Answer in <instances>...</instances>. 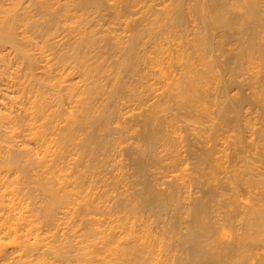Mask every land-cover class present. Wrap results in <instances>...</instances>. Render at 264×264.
<instances>
[{
  "label": "bare ground",
  "instance_id": "obj_1",
  "mask_svg": "<svg viewBox=\"0 0 264 264\" xmlns=\"http://www.w3.org/2000/svg\"><path fill=\"white\" fill-rule=\"evenodd\" d=\"M103 1L11 0L7 5L0 4V264H203L202 259L207 255L214 259L226 256L228 264H264V170L260 173L261 168H258L264 160L257 158L264 154H255L258 148H264V126H259L264 120L251 123L249 120L254 114L252 118L247 115L248 120L243 118L246 123L243 127L252 134L250 145L256 151H252L255 155L250 154L257 155L255 159L251 155V160L241 148L246 142L240 141L236 132L230 135L229 131L224 136L216 130L214 134L210 124L206 123V127L204 122L200 124L198 119H203L198 115L207 113L208 104L205 103L210 96V101L215 102L212 99L215 94L217 96L216 79L219 76L208 58L210 53H206L208 44L204 38L208 36L201 35L207 24L203 31L204 26L193 23V19L209 22L214 13L212 20L216 24L226 28L232 24L237 36L240 35L237 40L243 45L241 53L237 52L244 57V61L236 57L239 63H234L238 64L237 68L250 73V79L246 76L248 80L253 79L252 84L249 81L252 85L250 100L253 97L255 103L264 104V0H234L235 3L233 0H139L144 4L137 0ZM132 14L135 18L130 17ZM231 15L243 19L231 21ZM186 17L192 21V27L188 24L191 33L186 28ZM140 24L144 33L148 32V38H143L145 41L141 26L138 28ZM120 25L125 28L120 29ZM245 34L248 37H244ZM240 63L245 64V68ZM234 79L237 80L235 76ZM212 82L217 83L216 87ZM210 85L216 88L214 92ZM208 90L213 95L209 96ZM218 94V97L224 96ZM233 94L234 101L240 98L239 94L236 96L237 92ZM224 98L230 100L228 97L220 98L221 103L218 98L215 100L222 104L223 100L227 101ZM177 112L178 120L182 121V116L186 120H183L187 123L185 129L190 132L187 135L207 144L196 148H203L201 154L198 151L197 155L194 150L198 159L191 154L199 162L193 166L198 167L197 172L205 176L207 184L210 179L217 178L214 176L216 171L212 170L224 167L222 160L227 163L229 156L234 159H231L234 162L233 167L230 166L232 169L228 168L229 174L226 163L221 173L223 178L227 175L229 182H225L230 184V193L217 190L218 185L216 189L211 188L214 191L211 192L222 198L229 194L232 199L237 197L240 201L235 203L239 205L238 210L240 204L245 210L239 212V217H234L227 210L225 212L230 215L213 208L224 215L217 217L223 222L217 224L221 226V232H218L219 228L214 229V235L208 231L217 225L206 228V221L214 216L210 214L208 220L200 221L209 206L206 200L204 202V196L195 200L197 203L192 212V207L186 209L196 216L201 215H194L200 218V223L192 219L198 223L196 227L190 220L191 225L185 224L188 221L184 219L186 232H182L183 227L178 228L181 232L171 229L173 222L166 230L164 221L165 229L157 230L161 228L157 219L161 220L162 216L156 217L158 213L157 219L152 217L161 209L175 210V213L171 212L175 215L176 208L182 207L177 204L179 199L190 196H187L190 157L184 154L187 153L182 144L184 134L180 132L177 115L173 116ZM212 120H208L209 123ZM202 124L206 128L205 134L200 131ZM257 131L260 137L255 135L253 138ZM133 135L137 136V142L132 141ZM149 138L155 139L154 142ZM245 141L249 143V139ZM153 143L158 151L155 156L151 150L154 159L149 156L152 159L149 160L144 152L149 146L153 147ZM128 149L138 154V159L133 155L132 161H135V173L144 176L146 185L142 184L143 188L134 187L142 182V178L139 182L137 176L132 180L135 173L126 169L128 165L121 153ZM240 150L245 155H241ZM157 154L158 160L155 159ZM253 159H259L261 165L253 161L252 169L253 165L247 162ZM148 160L150 164L154 160L152 164L159 165L154 167L157 170L154 174ZM145 167L151 171L150 175L156 174L155 177L167 172L164 177L162 175L166 180L162 179L160 183L169 184V188L160 184L164 189L156 190H163V193H154L152 180L147 181L143 174L148 171ZM254 168L260 171L255 172L257 169ZM163 171L165 173L161 174ZM200 179L198 181L203 182ZM240 182L247 186L243 194L258 202L251 201L252 198H245V201L239 198L242 193L236 187L242 188ZM220 207L222 210L224 205ZM180 213L178 210L177 214ZM227 223L228 227L225 226ZM200 224L202 228L206 226L202 229L206 230L205 234L202 232L206 237L204 245L198 242L202 237L199 240L197 237L196 241L197 234H194ZM224 226L230 229L229 232L224 231ZM225 233L230 234L227 235L229 240ZM218 243L220 247H217ZM200 256L201 260L195 259ZM214 259L207 263L214 264ZM221 261L219 264L226 262Z\"/></svg>",
  "mask_w": 264,
  "mask_h": 264
},
{
  "label": "rangeland",
  "instance_id": "obj_2",
  "mask_svg": "<svg viewBox=\"0 0 264 264\" xmlns=\"http://www.w3.org/2000/svg\"><path fill=\"white\" fill-rule=\"evenodd\" d=\"M10 1H11V0H0V4H2V5H7L8 3H10ZM102 1H103V0H102ZM137 1L139 2V0H137ZM238 1H240V0H238ZM103 2H104V1H103ZM141 2H143V1H140L139 4H144V2H143V3H141ZM233 2H234V0H233ZM233 2H232V3H233ZM235 2H237V0H236ZM235 2H234V3H235ZM188 5H190V4H188ZM144 9L146 10V8H144ZM144 9H143V10H144ZM186 9H187V8H186ZM141 10H142V9H140V11H141ZM145 10H144V11H145ZM140 11H138V12L141 13ZM187 11H188V10H187ZM187 11H186V12H187ZM142 12H143V11H142ZM212 12H213V11H212ZM212 12H211V13H212ZM187 13H188V12H187ZM136 14L139 15L137 12H136ZM136 14H135V16H136ZM188 14H189V13H188ZM188 14H186L185 16H188ZM140 15H141V14H140ZM140 15H139V16H140ZM211 15H213V16H212V17L210 16L211 19L209 18V19H210L209 22H208V20H207V22L204 21V23H203V21H200V20L198 19L201 23H203V25H202L197 19H195V20L193 19V23H194V22H195V23L197 22V25H199L198 27H200V25H201V27L204 26V28L202 29L203 31H204V29H205V25L207 24V25H206V29H205L204 32L201 31V29H200L199 31H200V32H203V33L201 34L202 36H203L204 34H205V36H208V37L203 36V37H205L204 39H206V40H204V41H205L208 45L210 44L209 46L206 45V46L208 47V51H206V53H207V52L210 53V54L208 55V56H209L208 58L210 59L212 66L215 65V66L213 67V68L215 69L214 72H217L216 74H217V76H219L218 78H217V76H215L214 79H213L214 82H215V78H217V79H216V82H217V80H218V84L216 83V84L218 85L217 96H216V94H215L214 96H216V98L213 96V99H212V100L215 101V102L210 101L211 98H212L210 95H213L212 93L216 90V88H213L216 84H215L214 82H212L211 84L214 83V84H213L214 86H211V85H210V86H211V89L213 88L214 90L212 89L211 91H213V92H211V93H210V91L208 90V92H209L208 95L210 94V95H209V96H210V98H209L210 100L208 99L209 101H207V100H206L207 97L204 99L205 101H207L205 104H208V105H206V106H208L209 110H208V108H207V113H206V111H205V113L203 112V113H200V114L198 115L199 118L201 117V118L203 119V121H201V119H198V120H200V124L204 122V123H203L204 125H205L206 123L212 125V126L209 125V127H213V133H214V131H215V133H216V130L218 131V132H217L218 134H220V133L222 132V133H221L222 135H224V134L227 135V133H228L229 131H230V133H231L230 135H235V134L237 133L238 135H236V136H237L238 138H240V141L242 140V142H243V141L246 142V143H244V144L242 143V144H243V145H242L243 147L241 146V148H243V151L246 152V155H245V154L243 153V151H241V150L238 151V152H242L243 154H241V155H245V156H247L249 159H250V157H251V159H252V156L255 155V154H257V155H258V154H260V155L264 154V153L261 152L262 150H264V148H262L261 150L258 148V152L255 153L256 151H255L253 145H250V140H251V138H250L249 136L252 137V134L249 132V130H248V131H246L247 129L245 130L246 127H245V128L243 127V125L246 124V123H245V120H244V122H243V118L246 119V118L248 117L247 115H249L250 118H252L253 116H251V115L254 114L253 119H250V118L248 117V118L250 119L249 121H250L251 123H254L255 120L258 121L259 119L264 120V118H261V117H264V116H262V115H264V113H262V112H264V104L257 103V102L255 103V100L252 101V98H253V97H251V100H250V97H249V95L251 96V93H250V92H251V88H250V87H252V85L249 84V81H250V80H248L249 77L251 78V76L248 75V74H250V73L248 72V74H247V70H246V69H245L246 72H244V71H243L241 68H239V67H238V68H239V69H238V68L236 67V65L238 66V64L234 63V62H236V61H237V63H239V60H240V59L243 60L242 58H244V57H241L242 55H240V53H241V49L243 48V45L241 44V42H240L239 40H237V38H239L238 36H240V35L237 36L238 33H236V32L234 31L235 28L232 26V24H230V26H228L227 28H226V26H223V27L220 26L219 23L216 24V21L212 20L213 17L215 16L214 13L211 14ZM131 16H133V18H135V17H134V14L130 15V17H131ZM231 16L233 17V19H232V17H231V21H234V22H236V21L238 22V21L242 18L241 16H239V17H238V16L235 17V16H233V15H231ZM137 17H138V16H137ZM237 18H238V20H237ZM239 18H240V19H239ZM185 19L187 20L188 17H186ZM190 19H191V18H190ZM235 19H236V21H235ZM242 19H243V18H242ZM242 19H241V20H242ZM188 20H189V19H188ZM188 20L185 22V24H187V25H186V26H187L186 28H187V30H189L190 33H191V32H192V28H191V27H192V23H191L192 21L189 20V23H188ZM191 20H192V19H191ZM211 20L214 21L215 24H214ZM241 20H240V21H241ZM195 23H194V24H195ZM198 23H199V24H198ZM208 23H209V25H208ZM142 24H143V23H142ZM142 24H140V25L138 26V28L141 26L140 28H142L141 30H142L143 33H144L145 30H143L144 27H142V26H143ZM188 24H190L191 27H189ZM218 24H219V25H218ZM216 25H217V26H216ZM121 26H122V27H121ZM218 26H220V27H218ZM246 26H247V24H246ZM120 27H121V28H120ZM120 27H119L120 29H124V28H125L124 25H120ZM123 27H124V28H123ZM140 28H139V29H140ZM221 28H222V29H221ZM209 30H210V31H209ZM142 31H141V32H142ZM189 31H188V32H189ZM120 32H121V30H119L118 33H120ZM141 32H140V33H141ZM235 33H236V34H235ZM146 34H148V32H145V33H144V35L142 36V39L145 38V37H146V39L148 38ZM141 35H142V34H141ZM234 36H235V37H234ZM245 36L248 37V35H246V34L244 35V37H245ZM189 37H191V35H189ZM140 38H141V37H140ZM207 38H208V39H207ZM146 39H143V41H145ZM220 40H222L221 45H223V46L220 45V42H221ZM234 40H236V41H234ZM218 42H219V43H218ZM238 44H239V45H242V46L240 47ZM248 44H249V43H246V45H248ZM212 45H213V46H212ZM219 45H220V47H219ZM224 46H225V48H223ZM236 47H238V48H240V49H237ZM222 49H223L224 51H223ZM236 49H237V50H236ZM209 50H210V52H209ZM217 50H219V52H218ZM221 50H222V51H221ZM233 50H234V51H233ZM239 50H240V51H239ZM254 50H255V49H254ZM254 50H253V51H254ZM256 50H257V48H256ZM256 50H255L254 52H256ZM237 51L240 52V53L238 54ZM224 52H225V54H224ZM208 53H207V54H208ZM218 53H219L220 55H219ZM234 53H235V54H234ZM236 53H237V54H236ZM221 54H222V55H221ZM242 54H243V52H242ZM218 55H219V56H218ZM223 55H224V56H223ZM234 55H235V56H234ZM238 55H239L240 57H239ZM225 57H226V58H225ZM236 57H238L239 60H238ZM223 58H225V59L223 60ZM211 59H212V60H211ZM221 59H222V61H221ZM232 60H233V61H232ZM212 61H213V63H212ZM225 61H226V62H225ZM243 61H244V60H243ZM243 61H242V63H243ZM227 62H228V63H227ZM223 63H224V65H223ZM225 63H226V64H225ZM229 63H231V64H233V65H230ZM242 63H240V64H242ZM213 64H214V65H213ZM228 64H229V66H231V67L227 66ZM234 64H235V65H234ZM240 64H239V65H240ZM219 65H220V66H219ZM222 66H224V67L222 68ZM232 66L235 67V68H233ZM240 66H241V65H240ZM242 66H244V67H242ZM242 66H241L242 68H245V64H242ZM236 68H237V70H236ZM226 69H227V70H226ZM241 70H242V71H241ZM227 71H228V72H227ZM235 71H236V72H235ZM230 72H231V74H229ZM240 72L242 73V75H241ZM243 72H244V74H243ZM216 74H215V75H216ZM228 74H229L230 76H229ZM238 74H239V75H238ZM220 75H221V76H220ZM244 75H245V76H244ZM247 75H248V78L246 77ZM228 76H229V77H228ZM234 76L236 77L237 80L234 79ZM244 77H245V78H244ZM134 78H137V76H135ZM221 78H222V79H221ZM225 78H226V79H225ZM243 78H244V79H243ZM250 78H249V79H250ZM227 79H228V80L231 79V81H232V79H233L234 81H233V83H232L231 81H227ZM238 79H239V80H238ZM240 79H242V80H240ZM245 79H246V80H245ZM225 80H226L227 82H226ZM243 80H244V81H247V82H246L247 84L245 83L246 85H244V83H243L244 81H243ZM252 80H253V79H251V81H252ZM239 81H241V82H239ZM242 81H243V82H242ZM251 81H250V82H251ZM252 82H253V81H252ZM252 82H251V84H252ZM242 83H243V84H242ZM239 85H240V86H239ZM222 86H223V87H222ZM215 87H216V86H215ZM219 87H220V88H219ZM224 87H225V89H224ZM226 87H227V88H226ZM209 89H210V87H209ZM221 89H222V91H221ZM227 90H228V91H227ZM219 91H220V92H219ZM223 91H224V92H223ZM228 92H229V93H228ZM236 92H237V95H236V96L238 97V94H239L240 98L238 97V98H237L238 100H235V101H234V99H236V97H234V94H233V93H236ZM218 93H220L221 96H222V94H223L224 96H222V97H218V96H220ZM225 93H226L228 96H227ZM232 94H233V97H232L233 100H231L232 98H229L230 96H232ZM209 96H208V97H209ZM242 96H243V98L241 99ZM223 97H228V99H230V100H227L226 98H224V99L227 100L228 102H227V101L224 102V100H223V101H222V104H217L218 102H216V101L219 99L218 101L221 103L220 98H223ZM247 97H248V98H247ZM217 98H218V99H217ZM215 99H217V100H215ZM239 99H240V101H239ZM226 102H227V103H226ZM232 102H233V103H232ZM235 102H236V104H235ZM223 103H225V104H223ZM239 104H240V105H239ZM218 105H219V106H218ZM233 105H235V106H233ZM237 105H238L239 107H238ZM225 106H226V107L229 106V107H228L229 109L226 108ZM230 106H231V107H230ZM236 106L238 107L237 109H236ZM241 106H242V107H241ZM219 108H220V109H219ZM221 108H223V109L221 110ZM224 109H225V110H224ZM230 109H232V110H230ZM239 109H240V110H239ZM210 110H211V111H210ZM219 110L221 111V113H220ZM236 110H237V111H236ZM238 110H239V111H238ZM216 111L218 112V114H217ZM230 111H232V112H230ZM240 111H241V112H240ZM242 111H243V112H242ZM248 111H250V112H249L250 114L248 113ZM244 112H245V113H244ZM246 112H247L248 114H246ZM256 112H258V113H256ZM171 113H172V112H171ZM233 113H234V114H233ZM238 113H239V114H238ZM173 114H174V113H173ZM256 114H258L257 116H259V115H261V114H262V115H261V117L259 116L260 118H258V117L256 116ZM169 115H170V113H169ZM171 115H172V114H171ZM176 115H177V117H175ZM178 115H179V114H178V112H177V113H175L173 116H174L175 118H177V120H178V119H179V116H178ZM211 115H212V117H211ZM234 115H235V116H234ZM243 115H244V116H243ZM206 116H207V117H206ZM226 116H227V117H226ZM232 116H233V117H232ZM245 116H246V117H245ZM182 117H183V116H182ZM182 117L180 118L182 121L178 120V121H179L178 124H179V125L181 124L180 132L182 131L181 134H184V135H182V137H183V143H182V144H184V147H183V148H186V150H187V153L185 152L184 154H186V156L188 155V156L190 157V158L188 159V162L190 163V164H189V167H190V169H191V172L189 171V173L191 174V176H190V178H189V179H190V180H189L190 182H188V184H190L191 181H192V184H190V185L187 184V186H188V189H187L188 194H187V196H188V195H190V196H188L189 199H188V197H186L187 199H186V198L183 199V197L180 196V197H182V200H181V198H180V199H179V202H178L177 204H178L179 206H182L183 208H184V206H186V208L183 209L182 207H179V206L177 205V207H179V208H176V212L178 213V210H179V213L181 212V213H180L181 215H180V214L178 215L177 213H176L175 215L172 214L171 212L173 211V213H175V210H171V209H170L171 212H168V211H169L168 209H166V210H165V209H164V210L161 209L162 212H161V211H160V212L158 211L157 213H156V212H155L154 214L152 213V214H153L152 217H153V216L155 217V215H157L158 213H159V214L162 213V214H160V215L158 214L156 217H160V216H162V217H161V220L164 219V220H162V221H161V220L158 221V219L155 217V218L157 219V222H156V223L159 222V225L161 226V228H159V229L157 228V230H160V229H162V228L165 229V224H164V222L166 223V230H167V229H169L168 227L171 228V226H169L170 222H171V223L173 222V223L170 224V225H173V224H174L175 226L173 225V226H172L173 228H171V229H173V230L176 229V231H177V230L179 231V229L181 230L180 227H183L182 232H183V231L186 232L184 226H185V224H187V225H188V224L191 225L190 221L192 222V225H194V226L196 227V226H198V225H197L198 223H195L196 221L200 223L201 220H202V221H206V220H208L211 216H212V217H213V216L215 217V216L218 214V216H216L215 218L213 217V218H210L209 221H206V222H207V225H206L207 227H206L205 225H203V228H204V229L208 228V226H209V227H210V226L215 227L218 223L220 224V223L223 222V221H221L222 219H221V220L217 219V217H219V215H222L221 213H219L220 211H222V212L224 211V212H225V211L227 210V211H229L228 213H230L231 216H234V217H235V216H236V217L238 216V217H239V215L241 214V213H239V212H242V210H245L244 206H242L243 204H240V207H241V206H242V207H241V208L239 207V210H238V206H239V205H237V204H235V203H240V201L237 199V197L232 199V195L229 194L230 196H229V195H227V197H226V196H223V198H222V196L220 195V197H221V198H220L218 195H214V194L212 193V192H214V191H213L211 188L214 189V187H215V189H216L217 185L219 186V187L217 188V190H221V189H223V190H221V191H225V193H227V192L230 193V190H228V186H229L230 184H228L229 181H228V179H226V178H227V175L225 176L226 178H223L224 174H221V173H223V172H222V169H225V168H224V167H225V163H226L225 161L222 160V162L224 163V164H223L224 167H223L221 170L216 169V168H215V170H214V169L212 170V171H216V172H214V173H215L214 176H216L217 178L215 179V177H214L213 180L210 179V184H207V183H206V181H205L206 179H204V178H205L204 175H203V176H200V175H199V173L197 172L198 169L196 170V168H198V167H197L196 165H195L196 167L193 166V165H194V163H195V164L198 163V165H199V162L196 161V158H197V155H198V154H201V152H203V150L201 151V149H203V148H201V149H196V148H198V147L200 148V147H202L203 145H207V144H202V143H201L196 137H194L193 135H192V136H189V134H190L189 130H188V129H185L187 123L184 122V121H186V120H185L184 117H183V119H182ZM209 117H211V118H209ZM222 117H223V118H222ZM224 117H225V118H224ZM238 117H239V118H238ZM175 118H174V119H175ZM212 118H213V120H214L215 122H213ZM234 118H235V119H234ZM231 119H232V120H231ZM183 120H184V121H183ZM208 120H210V121L212 120L213 123H212V122L209 123ZM230 120H231V121H230ZM246 120H248V119H246ZM253 120H254V122H252ZM261 120L258 121V122L261 123ZM205 121H206V122H205ZM207 121H208V122H207ZM218 121H219V122H218ZM129 122L132 123V124L134 123V121H132V122L129 121ZM225 122H226V123H225ZM258 122H256V123H257L256 126H258V124H259ZM262 122H264V121H262ZM184 123H185V124H184ZM211 123H212V124H211ZM214 123H216V124H214ZM203 124H202V130L200 129V131H201L202 133L206 132V128H205V127L208 126V125L206 124L205 127H204ZM213 124H214V125H213ZM223 124H224V125H223ZM218 125H219V127H218ZM215 126H216V129L214 128ZM244 126H245V125H244ZM259 126H264V123L259 124ZM137 127H139V126H137ZM209 127H207V128H208V129H207L208 131H209ZM217 127H218V128H217ZM221 127H222V129H221ZM186 128H187V127H186ZM223 128H224V129H223ZM243 128H244V130H243ZM214 129H215V130H214ZM227 129H228V131H227ZM204 130H205V131H204ZM223 130H224V131L226 130L227 132L224 133ZM231 130H232V131H231ZM203 131H204V132H203ZM220 131H221V132H220ZM183 132H184V133H183ZM188 132H189V134L187 135ZM232 132H233V133L236 132V133L232 134ZM238 132H241V133H240L241 136H240V134H239ZM257 132H258V131H257ZM166 133H167V132H166ZM207 133L210 134V132H207ZM207 133H206V134H207ZM213 133H211V136H212ZM215 133H214V134H215ZM245 133H246V134H245ZM255 133H256V132H255ZM255 133H253V134H254V135H253V138H255V137L259 138V137H260V132H258V133H256V134H255ZM161 134H163V133H161ZM204 134H205V133H204ZM257 134H259V135H257ZM159 135H160V133H159ZM225 135H224V136H225ZM255 135H256V136H255ZM133 136H134V138H133ZM133 136H132V138H133L132 141L137 142V139H136L137 136H135V135H133ZM157 136H158V135H157ZM254 136H255V137H254ZM258 136H259V137H258ZM190 137H191V138H190ZM244 137H245V140H246V139H249V143H248V144H247V141L244 140ZM151 138H153V136H152ZM151 138H149L150 141H153V142H154L155 139H152V140H151ZM241 138H243V139H241ZM257 138H256V139H257ZM149 139L146 140V142L149 141ZM190 140H191V141H190ZM194 140H195V141L197 140V141L195 142ZM129 141H130V140H129ZM129 141H128V142H129ZM193 141H194V142H193ZM142 143H144V140H142ZM185 143H186V144H185ZM190 143H191V144H190ZM193 143H194L195 145H194ZM228 144H229V145H228ZM246 144H247L248 146H246ZM144 145H145V144H144ZM152 145H154V143H153ZM155 145H156V144H155ZM155 145H154L153 147L149 146L148 149L146 148L147 152H146V150H145V152H144V153H145V156H146V157H145L146 159L149 158V160H152V159L149 157V156L152 157V155H151V153H150L151 150H153V151H151V152H152V153L154 152L155 154H154V153H153V154L156 156V151H158V149H157L158 147H157V146L155 147ZM188 145H191V146H190L191 148H190ZM193 145H194V146H193ZM227 145L231 147L230 143H227ZM187 146H188V147H187ZM228 146H227V147H228ZM250 146H252L253 148L250 147ZM154 147H155V149H154ZM230 147H228V148H229V151L231 150ZM245 147H247V148H245ZM150 148H151V149H150ZM183 148H182V149H183ZM188 148H189L190 150H189ZM251 148H252V150H250ZM156 149H157V150H156ZM253 149H254V150H253ZM128 150H129V149H128ZM154 150H155V151H154ZM194 150H195L196 154H197L198 151H200V153H198V154L196 155V154L194 153ZM245 150H246V151H245ZM249 150H250V151H249ZM259 150H260V151H259ZM125 151H126V152L122 151L121 156L123 157V160L126 159V162H125V163H126V166L128 165V166L126 167L127 171H129L130 173L132 172L131 174H133V172L135 173V171H136V167H134L135 165H134V163H133V162H135V161H132V160H134L132 157H134L133 155H135V154H133V153H135V152H133L132 149H130L129 151H127V150H125ZM130 151H132L133 153H131ZM252 151H255V152H252ZM209 152H210V151H209ZM226 152H228V151H226ZM248 152H249V154H250V152L253 153V155L250 154V155L248 156V154H247ZM259 152H260V153H259ZM129 153H130V154H129ZM147 153H148V154H147ZM188 153H189L190 155H191L192 153H194V155H195L196 158L194 159V158H193L194 156H192L193 154L190 156ZM211 153H213V152L211 151ZM230 153H231V151L229 152V154H230ZM254 153H255V154H254ZM128 154H129V155H128ZM131 155H132V156H131ZM147 155H148V157H147ZM230 155H231V154H230ZM251 155H252V156H251ZM257 155H256V156H253V158H254V157L256 158ZM135 156H136V158H135V157H134V158H135V159H138V157H137L138 154H136ZM130 158H131V159H130ZM152 158L154 159V157H152ZM248 158H247V159H248ZM255 158H254V159H255ZM257 158H259V159L261 158L260 160H264V156H261V157H260V156L258 155ZM155 159L158 160V154H157V158H155ZM197 159H198V158H197ZM229 159H230V160H229ZM231 159L234 160L233 158H231V156H229V158H227V160H228L229 162L226 163V165H227V166H226V170H227L228 168L232 169L231 167H233L232 163H233L234 161H232ZM251 159H250V160H251ZM254 159H253L251 162H249V161H248V162L246 161V162H247L248 164H252V162L255 161V163H256L257 165H261V163H264V161H261V163H260V162L258 161L259 159H258V160H257V159L254 160ZM149 160H148V163L150 164V161H149ZM189 160H190V161H189ZM194 160H195V161H194ZM193 161H194V162H193ZM128 162H130V163L128 164ZM151 162H152V163H155L154 160L151 161ZM158 162H159V161H158ZM158 162H156V164H157ZM230 162H231V163H230ZM257 162H258V163H257ZM146 163H147V160H146ZM146 163H145V164H146ZM152 163H151V164H152ZM253 163H254V162H253ZM151 164H150V165H151ZM159 164H161V163H159ZM210 164H212V162H211ZM131 165H132V166H131ZM154 165H155V164H154ZM154 165L152 164L151 166H153V168L156 167V166H159V165H155V166H154ZM252 165H253V164H252ZM254 165H255V164H254ZM254 165L251 166L252 169H253ZM257 165H256V167H257ZM130 166H131V167H130ZM145 166H146V165H145ZM147 166H148V168H150L149 170H153V168H151L149 165H147ZM191 166H192V167H191ZM228 166H229V167H228ZM230 166H231V167H230ZM262 167H264V164H262V166H260V167L258 166L259 169L261 168V169H260L261 171H260L258 168H254V170L257 169V170H255V172H257V171L259 170L260 173H261L262 170H264V168H262ZM128 168H129V169H128ZM145 168H146V167H145ZM148 168H146V169L148 170ZM192 168H193L194 170H193ZM134 169H135V170H134ZM160 169L163 170V167L160 168ZM166 169H168V168L164 167V171H165ZM230 169H228V173H227V174H229V172L231 171ZM130 170H131V171H130ZM133 170H134V171H133ZM144 170H145V169H144ZM147 170H146V171H147ZM149 170H148V171H149ZM218 170H219V171H218ZM226 170H225L224 172H227ZM229 170H230V171H229ZM148 171L146 172V174H145V172H144L143 174L146 175V176L148 175V178L145 176V178H146L147 181H150V180L153 181V182H152V181H150V182L152 183V184H151V185H152V189L154 188L153 192L156 193L155 191H158V190H156V189H158V188H159V189H162V187L165 185V184H161L160 181H161L162 179H164V178H162V175H163V177H164V175H165L167 172L165 173V172L163 171V172H161V174H162V173H165V174H162V175L159 174V177H158V176L155 177L156 174H155L154 176H153V175H150V172H151V171H149V172H148ZM153 171H154V172H151L152 174H154L155 171H157V170L154 168ZM160 171H161V170H160ZM160 171H158V172H160ZM166 171H167V170H166ZM137 172H138V171H137ZM217 172H218V174H217ZM147 173H149V174H147ZM156 173H157V172H156ZM197 173H198V174H197ZM136 174H137V173H135V174H134V175H135L134 178L131 177V179L133 180V179H135V177L137 176L136 180H138V182H139V180H141V178H142V182L140 181L139 184H138V182H137L136 180H134V181L137 182L136 184H138V185H137L138 188H137V186H134V187H135L136 189L143 188V187L146 185V184L144 185V182H143V181H145V180H143V177H144V176H142V174H141L140 172H138L137 175H136ZM225 174H226V173H225ZM140 175H141L142 177H141ZM157 175H158V174H157ZM262 175H264V172H262ZM139 176H140V177H139ZM160 176H161V177H160ZM197 176H198L199 179H200V178L203 179V182L201 181L202 183H201L200 181H198L199 179L197 178ZM157 177H158L159 179H157ZM191 177H193V178H191ZM195 177L197 178V180H196ZM203 177H204V178H203ZM145 178H144V179H145ZM149 178H150V179H149ZM155 179H156V180H155ZM167 179H168V178H167ZM202 179H200V180H202ZM217 179H219V180H217ZM158 180H159V181H158ZM164 180H166V179H164ZM194 180H196V181H194ZM220 180H221V181H220ZM225 180H227L228 182H227V181L225 182ZM215 181H216V182H215ZM217 181H218V182L220 181V182L218 183ZM154 182H155L156 184H155ZM204 182H205L206 184H205ZM207 182H208V181H207ZM212 182H213V184H212ZM224 182H225V183H224ZM140 183H141V184H140ZM194 183H195V184H194ZM197 183H199V184H197ZM203 183H204V184H203ZM223 183H224V184H223ZM142 184H143L144 186H141ZM160 184L163 185V186L160 187ZM200 184H201V185H200ZM211 184H212V185H211ZM215 184H216V185H215ZM226 184H227V185H226ZM239 184L242 185L241 182H240ZM239 184H237V186H241V185H239ZM134 185H135V184H134ZM193 185H194V186H193ZM195 185H197L198 187L195 186ZM210 185H211V186H210ZM213 185H214V186H213ZM139 186H140V187H139ZM155 186H157V187H155ZM165 186H166L167 188H169V184H168V185L166 184ZM165 186H164V187H165ZM187 186H186V188H187ZM220 186H221V188H220ZM225 186H226V187H225ZM245 186H246V184H245ZM245 186L242 185V186H241L242 188H240V187H236V189H238L239 192L241 191L240 194L242 193L240 197L238 196V197L241 198L242 200H244L245 198H246V199L248 198V194H246V195L243 194V193L247 190V189H244V188H247V186H246V187H245ZM164 187H163V189H164ZM166 187H165V188H166ZM196 187H197V189H196ZM200 187H201V188H200ZM224 187H225V188H224ZM206 188H207V189H206ZM210 189H211V190H210ZM225 189H227V190H225ZM188 190H189V191H188ZM191 190H192V192H191ZM196 190H197V191H196ZM207 190L210 191V192L212 191V192H211L212 195H211V193L208 192ZM160 191H161V193H163V192H162L163 190H160ZM160 191H158L157 193H159ZM205 191H207V192H205ZM226 191H227V192H226ZM238 191H237V192H238ZM204 192H205V193H204ZM239 192H238V193H239ZM157 193H156V194H157ZM189 193H190V194H189ZM245 193H246V192H245ZM196 194H197V195H196ZM200 194H201V195H200ZM194 195H195V196H194ZM242 195H243V196L245 195V196L242 198ZM200 196H201V197H200ZM203 196H204V202H205V200H206V204H207V205L209 204V206H211L212 209H211V207L207 206L208 208H207L206 211H205V212H206V215H205V212L203 213V217H202L201 215H199V216L197 215L198 217L201 216L200 218H203V219L195 218V217H197V216L195 215V213H194V212H193L194 214L189 213V212H187L186 209H189V207H192V208H190V210H191V209H194V205L197 203L196 201H199V200L203 199ZM212 196H213V197H212ZM216 196H218V197H216ZM193 197H194V198L196 197V198L193 200ZM206 197H207V198H206ZM211 197H212V198H211ZM228 197H229V198H228ZM200 198H201V199H200ZM251 198H252V197H250V199H251ZM197 199H199V200H197ZM212 199L216 200L218 204H217V203L215 204V201L212 200ZM218 199H219V200H218ZM220 199H222V200H220ZM226 199H227V200H226ZM246 199H245V200H246ZM248 199H249V198H248ZM250 199H249V200H250ZM253 199H254V198H252L251 201H253ZM180 200H181V201H180ZM185 200H186V201H185ZM187 200H188V202H187ZM192 200H193V201H192ZM195 200H196V201H195ZM210 200H211V202H210ZM229 200H230V202H228ZM235 200H237V201H235ZM242 200H241V203L243 202ZM245 200H244V201H245ZM256 200H257V199H256ZM256 200H254L253 202H258V201H256ZM221 201H222L223 203H222ZM231 201H232V202H231ZM233 201H235V202H233ZM262 201H264V200H262ZM181 202H182V203H181ZM193 202H195V203H193ZM220 202H221L222 206L224 205V208H222V210H221V207H220V206H221ZM184 203H185V204H184ZM186 203H187V204H186ZM191 203H192V204H191ZM210 203H211V204H210ZM212 203H213V204H212ZM181 204H182V205H181ZM214 204H215V205H214ZM226 204H227V205H226ZM212 205H213V206H212ZM230 205H231V206H230ZM214 206H217V207L215 208ZM218 206H219V207H218ZM187 207H188V208H187ZM209 208H210V209H209ZM213 208H214V210L217 209V211H219V209H220V211H219V212L216 211V212H217V213H216V212L213 210ZM243 208H244V209H243ZM177 209H178V210H177ZM181 209H182V210H181ZM184 210H186V211H184ZM207 210H208L209 213L207 212ZM209 210H210V211L213 210V211L215 212V215H214L213 211L210 212ZM164 211H166V212H164ZM190 212H192V210H191ZM235 212H236V213H235ZM169 213H170V214H169ZM207 213H208V214H207ZM212 213H213V214H212ZM226 213H227V212H225V214H226ZM228 213H227V214H228ZM189 214H191L192 216H190ZM210 214H211V216H210ZM223 214H224V213H223ZM230 214H228V215H230ZM233 214H234V215H233ZM165 215H166L167 218L165 217ZM183 215H185V216H183ZM194 215H195V217H194ZM208 215H209V218H208ZM177 216H178L179 219H178V218H175V217H177ZM181 216L184 217L183 220H182V217H181ZM222 216H224V215H222ZM152 217H151V218H152ZM163 217H164V218H163ZM168 217H169V218H168ZM171 217H172V219H171ZM187 217H189V218H187ZM190 217H192V218H190ZM165 218H166V219H165ZM185 218H186V219H185ZM204 218H205V219L207 218V219L205 220ZM219 218H221V217H219ZM156 219H154V220L156 221ZM173 219H178V221H179L180 223H178L177 220H173ZM184 219L187 220L188 222H184V221H185ZM192 219H193L195 222H194ZM199 219H200V221H198ZM211 219H212V220H213V219H216V220H213V221H212ZM154 220L152 219L151 221H154ZM172 220H173V221H172ZM189 220H190V221H189ZM155 221H154V222H155ZM163 221H164V222H163ZM168 221H169V222H168ZM202 221H201V222H202ZM211 221L213 222L214 225L212 224ZM215 221H216L217 223H216ZM218 221H219V222H218ZM160 222H162V223L160 224ZM174 222H175V223H174ZM182 222H184L185 224L182 223ZM206 222H205V223H206ZM208 222H209L210 224H209ZM177 223H178V224H177ZM181 223L183 224V226L181 225ZM202 223H203V222H202ZM215 223H216V224H215ZM152 224H153V223H152ZM176 224H177L178 226H179V225H180V226H179V227H178V226L176 227ZM208 224H209V225H208ZM154 225H156L157 227L159 226L158 224H155V223H154ZM201 225H202V224L199 225V228H200ZM160 226H159V227H160ZM162 226H163V227H162ZM204 226H205L206 228H205ZM225 226L228 227V226H229L228 223H227ZM225 226H224V227H225ZM219 227H221V226H218V225H217L216 228H213V229H212V227H211V228H209V229H212V230H211V231H208L209 229H207V231H208L210 234L213 233V234H211V235H214V234H216V232H215L214 229H217V228H219ZM227 227H225V230H224V231L229 232L230 229H228ZM178 228H179V229H178ZM199 228L197 227V231H195V228H194V231H195L194 234H195V235L197 234V235L195 236V237H196V241H198V240L202 237L198 242H203L202 244L204 245V244L206 243V242L204 243L206 237H204L205 235H203V234L206 233V230L203 231V230H202L203 228H202V226H201L200 229H201L202 231H199V230H200ZM229 228H230V227H229ZM171 229H170V230H171ZM192 229H193V228H192ZM220 229H221V228H219V231H218L219 233L221 232ZM227 229H228V230H227ZM231 229H233V228L231 227ZM217 230H218V229H217ZM179 232H181V231H179ZM199 232H200V233H199ZM202 232H204V233L202 234ZM208 232H207V233H208ZM230 232H231L230 234L233 233L232 230H231ZM167 233H168V232H167ZM209 233H208V234H209ZM199 234H201L200 237H199ZM208 234H207L206 236H208ZM225 234H226V235H225ZM225 234H224V235H225V238H226V239L230 238L229 236L227 237V235H228L229 233H225ZM230 234H229V235H230ZM179 235H180V234H179ZM222 236H223V235H222ZM197 237H198V240H197ZM223 237H224V236H223ZM228 240H229V239H228ZM207 242H208V239H207ZM215 244H217V241H216ZM220 245H221V244H220ZM220 245H219V243H218L217 247H220ZM223 245H224V244H223ZM223 245H222V246H223ZM224 246H225V245H224ZM194 249H195V248H194ZM219 249H220V248H219ZM219 249L217 248L218 251L221 250V249H220V250H219ZM223 249H224V248H223ZM195 250H196V249H195ZM215 250H216V249H215ZM197 251H198V250H197ZM220 252H222V250H221ZM220 252H219V254L224 256V254H221ZM262 252H264V251H262ZM197 253H198V252H197ZM209 256L211 257V255H207V256L205 257V259L203 258L204 260H206V262L202 259L201 256H200V257H197V258H195V259H200V260L202 259V261L206 264L207 262H209V259H210V260H211L212 258L214 259V256H212L211 258H210ZM219 257H222V256H219ZM224 258H226V256H225ZM224 258H223V259H221V258H216V259L212 260V262L214 261V264H219V261L222 260L223 262L226 261V262L223 263V264H228V263H227V260H228V259L226 258V260H225ZM217 259H218V260H217ZM187 260H188V259H187ZM216 260L218 261V263H217ZM250 260H251V259H249V260L247 259V261H250ZM252 260L254 261V259H252ZM255 260H256V259H255ZM222 261H221V262H222ZM215 262H216V263H215ZM221 262H220V263H221ZM204 263H203V264H204ZM207 264H210V263H207Z\"/></svg>",
  "mask_w": 264,
  "mask_h": 264
}]
</instances>
